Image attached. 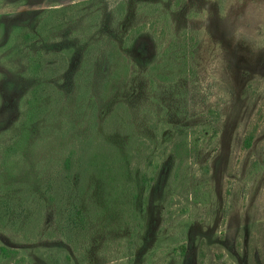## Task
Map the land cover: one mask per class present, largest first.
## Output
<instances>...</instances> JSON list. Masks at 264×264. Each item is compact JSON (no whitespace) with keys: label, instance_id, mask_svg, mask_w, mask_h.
<instances>
[{"label":"rangeland","instance_id":"obj_1","mask_svg":"<svg viewBox=\"0 0 264 264\" xmlns=\"http://www.w3.org/2000/svg\"><path fill=\"white\" fill-rule=\"evenodd\" d=\"M37 53L43 114L6 166ZM1 246L0 264H264V0H0Z\"/></svg>","mask_w":264,"mask_h":264},{"label":"trees","instance_id":"obj_2","mask_svg":"<svg viewBox=\"0 0 264 264\" xmlns=\"http://www.w3.org/2000/svg\"><path fill=\"white\" fill-rule=\"evenodd\" d=\"M29 35H26L28 37ZM42 55L41 53H37L36 56H30L29 62H28V73L31 77L39 80L38 83L31 89L29 99H28V106L26 110L25 117L21 123V132L17 138V140L14 142L13 145L9 146L6 149L5 152V158L4 164L8 166L10 162V158H12L15 154L19 153L22 148L26 147L28 142H29V137H30V130L32 126L42 117L43 114V108H44V96L47 90V85L45 84V81L41 80L42 74L41 70L43 71V62H42ZM204 129H211V126L204 127ZM217 132L214 131V135H216ZM253 134L248 136L245 141V145L249 147L252 143L253 140ZM193 141V140H192ZM194 143V142H193ZM75 153L71 152L68 154L62 164V167L66 171L65 173V178L69 176V170L72 168V163L74 158ZM93 162H96V160L93 159ZM128 162L124 164L122 167L124 169L121 170L125 172L128 169ZM157 168V166H155ZM155 171V170H154ZM143 180L145 183L148 182L147 174L144 172L143 174ZM17 254V250L15 249H10L6 246H1L0 247V261H8L11 259L13 256Z\"/></svg>","mask_w":264,"mask_h":264}]
</instances>
